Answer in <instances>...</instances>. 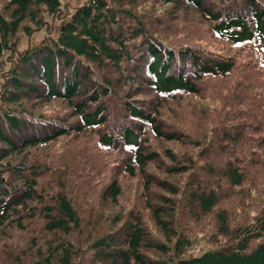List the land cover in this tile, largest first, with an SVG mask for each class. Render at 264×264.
<instances>
[{"label": "trees", "instance_id": "1", "mask_svg": "<svg viewBox=\"0 0 264 264\" xmlns=\"http://www.w3.org/2000/svg\"><path fill=\"white\" fill-rule=\"evenodd\" d=\"M35 217L23 264H264V0H0V222Z\"/></svg>", "mask_w": 264, "mask_h": 264}, {"label": "rangeland", "instance_id": "2", "mask_svg": "<svg viewBox=\"0 0 264 264\" xmlns=\"http://www.w3.org/2000/svg\"><path fill=\"white\" fill-rule=\"evenodd\" d=\"M71 3H77L81 0H68ZM216 86H226L228 83L224 82L223 80H218L213 82ZM239 94V93H238ZM190 102V101H189ZM170 110L174 112V116L178 118L181 122H187L190 121V116L192 117V109H191V103H188L186 99H183L182 102L173 101V103L168 107ZM189 116V117H187ZM63 141V142H62ZM66 140L57 141L55 143V148L60 149L61 147L65 146ZM74 151V150H72ZM75 152V151H74ZM58 165H60L58 167ZM57 165V173L55 176V182L50 185V193H55L57 190H64L67 193L70 194V197L74 201L75 205H77L82 211V202L84 200H87L86 196V190L90 189H98V185L95 183L98 180V175L95 174L93 171L98 170V165L91 166L93 171L83 162L80 161L79 158L75 159V164L70 162H65ZM76 171H75V168ZM92 174L91 181L98 187H91L88 186L85 182L80 181L79 182V189L77 190L76 186H72L70 188H65L64 184H60V179H67L70 183L73 181L72 176H86L89 174ZM53 179V180H54ZM51 180L48 185L53 181ZM47 185V186H48ZM82 191V194H79V192ZM98 203H102L103 207H110V203L108 205L104 203L100 199V196L97 195L94 199L87 201L85 203V206L90 210L96 208ZM27 224L25 228H17L15 225H13L12 228L8 227L7 225H4V223L0 222V264H23L25 261H18L15 258V252L19 250L20 246H26V249L24 252H21L19 254V258H30L36 253L35 247L38 245H41L42 243L46 242L49 239L54 238H60L64 235V233L60 231H48L44 225V221L41 217H35L30 222L25 223ZM30 226V227H29ZM84 230L80 232H73L69 234V238H73L77 245L81 247H85V241L83 239ZM95 231H91V233H94ZM33 236L38 237V240L36 242H33L29 240ZM76 237V238H75ZM78 237V238H77ZM203 240L200 241L198 244L196 242H193L191 245L186 247L184 251L188 254H193L195 252H199L200 248L202 247ZM87 247H85L80 256H77L76 264H86L87 261Z\"/></svg>", "mask_w": 264, "mask_h": 264}]
</instances>
